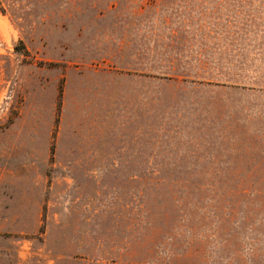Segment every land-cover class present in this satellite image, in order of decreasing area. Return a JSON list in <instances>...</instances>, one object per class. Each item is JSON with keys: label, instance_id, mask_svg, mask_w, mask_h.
<instances>
[{"label": "rangeland", "instance_id": "rangeland-1", "mask_svg": "<svg viewBox=\"0 0 264 264\" xmlns=\"http://www.w3.org/2000/svg\"><path fill=\"white\" fill-rule=\"evenodd\" d=\"M0 264H264V0H0Z\"/></svg>", "mask_w": 264, "mask_h": 264}]
</instances>
